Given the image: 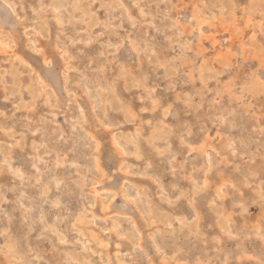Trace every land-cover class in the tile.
Masks as SVG:
<instances>
[{
    "label": "rangeland",
    "instance_id": "obj_1",
    "mask_svg": "<svg viewBox=\"0 0 264 264\" xmlns=\"http://www.w3.org/2000/svg\"><path fill=\"white\" fill-rule=\"evenodd\" d=\"M0 264H264V0H0Z\"/></svg>",
    "mask_w": 264,
    "mask_h": 264
},
{
    "label": "bare ground",
    "instance_id": "obj_2",
    "mask_svg": "<svg viewBox=\"0 0 264 264\" xmlns=\"http://www.w3.org/2000/svg\"><path fill=\"white\" fill-rule=\"evenodd\" d=\"M255 40V39H254ZM251 44V43H250ZM249 52V51H248ZM37 54V53H36ZM186 59V58H185ZM223 59V58H222ZM35 76V75H34ZM43 94V93H42ZM91 134V133H90ZM89 135V134H88ZM113 139V138H112Z\"/></svg>",
    "mask_w": 264,
    "mask_h": 264
}]
</instances>
